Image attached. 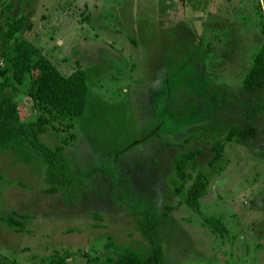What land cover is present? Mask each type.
<instances>
[{"label": "rangeland", "instance_id": "1", "mask_svg": "<svg viewBox=\"0 0 264 264\" xmlns=\"http://www.w3.org/2000/svg\"><path fill=\"white\" fill-rule=\"evenodd\" d=\"M20 15L16 35L63 74L81 66L87 94L83 112L64 119L67 129L41 134L63 146L78 174L70 187L44 191L45 163L0 147V264L62 251L71 264H104L99 258L111 247L145 254L137 208L160 217L162 264H264V102L249 143L204 125L229 112L211 100L224 94L220 87L240 89L264 42V0H0V63L7 22ZM12 93L21 117L34 119L30 96L19 85ZM151 130L118 155L114 182L104 171L85 174L111 168L116 150ZM219 140L220 157L211 162ZM193 147L202 149L195 166L208 178L197 208L173 190V159ZM215 217L221 230L209 221Z\"/></svg>", "mask_w": 264, "mask_h": 264}, {"label": "trees", "instance_id": "2", "mask_svg": "<svg viewBox=\"0 0 264 264\" xmlns=\"http://www.w3.org/2000/svg\"><path fill=\"white\" fill-rule=\"evenodd\" d=\"M24 19L23 15L11 18L3 33L5 41L10 44L4 47L0 63V147L11 149L17 159L30 162L42 160L45 163L47 183L44 191L54 193L61 188L70 187L78 174L65 156L63 146L48 145L41 139V134L50 127L62 131L67 129L70 122L64 119L71 120L83 112L87 94L85 71L78 66L70 73L63 74L33 42L16 35L22 28ZM18 85L30 96L36 111L39 110L32 120L21 117L20 105L12 93L18 90ZM220 89L224 94L213 98L211 105L227 108L229 112L220 113L208 120L205 127L224 132V139L234 138L241 143L255 140L260 131L258 106L264 102V42L258 44L253 51L250 68L242 77L240 89L228 86ZM203 102V98H197L192 103L200 107ZM177 113L182 114L183 109ZM154 134L153 130L140 133L116 150L111 168L98 166L85 174L89 176L104 171L114 182V166L118 155L133 145L143 144ZM212 146L215 153L211 162H214L220 157L223 142L219 140ZM201 153V148L193 147L178 152L173 159V190L180 196L178 202L193 208H197L208 184L207 176L195 166V159ZM189 168L195 170V174ZM189 180L190 184L186 185ZM137 211L138 229L148 242L146 253L142 254L143 248L128 246L122 250L111 247L110 252H105L99 258L104 264H162L160 217L149 209L137 208ZM5 220L20 227L23 224L13 215H7ZM209 221L221 230L223 223L219 217ZM69 253L62 251L43 255L29 264H71L67 258Z\"/></svg>", "mask_w": 264, "mask_h": 264}]
</instances>
